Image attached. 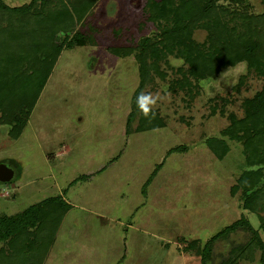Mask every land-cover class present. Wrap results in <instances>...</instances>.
I'll return each instance as SVG.
<instances>
[{"label": "rangeland", "instance_id": "374dc122", "mask_svg": "<svg viewBox=\"0 0 264 264\" xmlns=\"http://www.w3.org/2000/svg\"><path fill=\"white\" fill-rule=\"evenodd\" d=\"M146 3L97 0L68 34L83 44L62 49L21 133L13 138L0 126V163L15 171L0 182V215L51 197L68 205L41 264H220L250 239V226L259 229L242 191L230 194L248 168L241 142L224 138L228 150L217 158L207 141L221 137L230 115L244 116L243 101L263 77L240 62L182 88L175 83L187 64L168 54L159 63L165 76L152 72L141 91L163 126L138 130L139 65L114 50L159 31ZM246 3L254 14L264 11L262 0ZM192 38L203 43L207 32L195 29ZM243 218L249 225L215 237Z\"/></svg>", "mask_w": 264, "mask_h": 264}, {"label": "trees", "instance_id": "16d2710c", "mask_svg": "<svg viewBox=\"0 0 264 264\" xmlns=\"http://www.w3.org/2000/svg\"><path fill=\"white\" fill-rule=\"evenodd\" d=\"M96 1L31 0L9 6L0 0V126H7L11 137L16 138L26 125L62 49L83 44L82 37L73 42L68 34ZM146 9L149 20L161 23L159 31L136 46L114 50L118 55H134L139 65L140 82L133 98L138 130L163 126L157 113L151 109L145 113L138 106V97L152 72L165 76L159 63L168 54L175 53L187 64L175 83L182 88L192 86L190 77H214L220 68L240 62L263 77L262 88L243 101L244 116L230 115L221 137L210 138L207 147L222 158L228 150L224 138L241 142L248 168L230 187V194L241 190L243 208L260 220L259 229L249 227L250 239L232 247L220 264L252 261L256 254L259 264H264V215H260L264 211V11L250 12L246 0H228L227 4L220 0H147ZM198 28L207 32L203 43L192 38ZM67 211L63 200L51 197L15 215H0V264H41ZM245 224L244 218L236 220L215 237H225Z\"/></svg>", "mask_w": 264, "mask_h": 264}, {"label": "water", "instance_id": "95a60500", "mask_svg": "<svg viewBox=\"0 0 264 264\" xmlns=\"http://www.w3.org/2000/svg\"><path fill=\"white\" fill-rule=\"evenodd\" d=\"M15 177V171L4 163H0V182H9Z\"/></svg>", "mask_w": 264, "mask_h": 264}, {"label": "clouds", "instance_id": "9594fccd", "mask_svg": "<svg viewBox=\"0 0 264 264\" xmlns=\"http://www.w3.org/2000/svg\"><path fill=\"white\" fill-rule=\"evenodd\" d=\"M154 103V100L150 99L149 96L147 95H141L138 97V106L145 112L147 113L149 111V108L147 105Z\"/></svg>", "mask_w": 264, "mask_h": 264}]
</instances>
